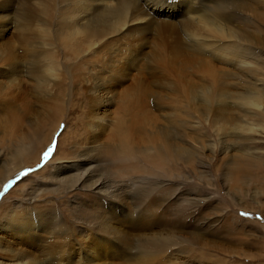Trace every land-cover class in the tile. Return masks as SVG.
<instances>
[{"label": "rangeland", "instance_id": "374dc122", "mask_svg": "<svg viewBox=\"0 0 264 264\" xmlns=\"http://www.w3.org/2000/svg\"><path fill=\"white\" fill-rule=\"evenodd\" d=\"M140 89L179 170L108 177L100 146ZM101 178L123 194L90 190ZM150 248L264 264V0H0V264H151Z\"/></svg>", "mask_w": 264, "mask_h": 264}, {"label": "bare ground", "instance_id": "6f19581e", "mask_svg": "<svg viewBox=\"0 0 264 264\" xmlns=\"http://www.w3.org/2000/svg\"><path fill=\"white\" fill-rule=\"evenodd\" d=\"M147 6L151 8L152 10L159 11V8L156 7L155 4H148ZM140 92L143 93V95L140 97L135 95L136 92L130 95L129 103H128V106L126 107V114L128 116H131L130 117L131 119L126 118L123 120L122 118H120L122 120H120L118 126H116L117 128L116 135L113 137H111L112 134L111 136L108 135L110 136V138L107 137L108 139L100 146V149L105 151L104 153L108 156V159H109L110 173L109 175H107L108 177H116V178L119 176L128 177L130 175L133 176L135 174L138 175V174L143 173L145 176H151L153 178L157 177L160 179V178H163L164 175L166 177L172 176L173 175L172 173L176 174L177 171L179 170L178 163L176 161L174 165L169 163V155L174 150H176V148L171 145L166 144L167 140L164 135H161L162 139L152 138V136L155 135L152 129H156V127H153L156 123H154L153 116L150 114V111L148 110L149 100L147 98L146 91L143 89H140L139 93ZM146 102L148 103V105L144 106ZM60 122L61 121L53 125V128L50 131L56 130L59 127ZM96 126L97 124L94 125V127ZM92 127L93 126L91 125V128ZM103 130H104V127H103ZM75 133H73L72 135H74ZM35 134H37V131L35 132ZM34 137L37 138V135H34ZM49 138H50L49 135H44L43 133L40 139V144L42 145L43 143H46V140H48ZM92 140H93V143H96V140L94 138ZM36 141L37 139L33 140L34 144ZM160 142L162 143L159 145ZM30 143L32 144V142ZM16 144H17V141H16ZM72 149L73 148H71L70 152H66V155L70 156L74 152ZM20 151H23V147L20 148ZM158 152L160 153L159 155H157ZM81 162H83L82 163L83 165L84 163L88 164L89 159L88 160L79 159L78 161L74 162L73 166L70 165L67 167L66 166L61 167L59 172L66 171V170H73V169L79 170L80 165H82ZM86 171L88 173L82 174V172H80L81 174L79 176L74 177V181L77 184L78 182L82 181L83 177L87 179L88 177L92 178L93 176H95L93 175V173H91L92 171H89V169H86L85 172ZM107 180L108 181H105V179L103 180V178H101L100 180H95V182L93 183L91 182L92 187L90 190H92L96 194L107 196L110 199L111 197L116 198L117 196L123 194L125 185L112 184L111 178L109 179L107 178ZM147 183L151 185V183L149 182ZM105 188H107L106 191L103 190ZM81 189H84V188H81ZM110 189H112L113 191H111ZM143 240H145L148 244L152 246V240L149 237H144ZM164 247H165L164 244L160 246V248L162 249ZM152 254L153 252L151 251V248H150V250L145 255V260L147 261V263L150 262L152 264V262L150 261ZM153 257L155 258L157 256L153 254ZM162 263L163 262L161 263L158 262V264H162Z\"/></svg>", "mask_w": 264, "mask_h": 264}, {"label": "snow or ice", "instance_id": "6c2138e0", "mask_svg": "<svg viewBox=\"0 0 264 264\" xmlns=\"http://www.w3.org/2000/svg\"><path fill=\"white\" fill-rule=\"evenodd\" d=\"M242 215H245L244 213H242Z\"/></svg>", "mask_w": 264, "mask_h": 264}]
</instances>
